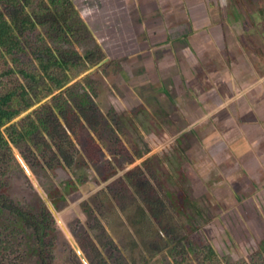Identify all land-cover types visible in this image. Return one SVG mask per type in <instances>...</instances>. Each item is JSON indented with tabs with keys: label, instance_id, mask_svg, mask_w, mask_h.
Instances as JSON below:
<instances>
[{
	"label": "rangeland",
	"instance_id": "374dc122",
	"mask_svg": "<svg viewBox=\"0 0 264 264\" xmlns=\"http://www.w3.org/2000/svg\"><path fill=\"white\" fill-rule=\"evenodd\" d=\"M102 1L101 9L90 2L77 6L82 20L92 18V34H83L71 46L79 56L75 61L94 45L101 46L100 53L96 52L99 59L93 55L88 59L97 64L106 61L73 82L97 65L86 60L85 69L80 67L81 72L71 75L63 87L71 85L54 91L50 94L54 96L37 107L77 85L74 90L79 94L93 95L95 90L90 109L65 117L58 114L52 129L38 136L39 141L36 138L37 144L27 140L22 149L13 147L50 203L49 192L68 179H80L77 190L58 204L59 209L52 206L88 264H261L258 242L264 240V156L248 152L250 158L243 153L239 158L236 153L221 156L220 164L212 165L201 151L204 141L193 133L196 122L183 117L179 109L187 107L175 101L179 91L172 76L175 70L164 58L171 61V55L159 47L160 37H153L161 23L150 21L145 13L157 9L155 1ZM213 1L215 8L208 12L215 17L216 11H234L227 18L248 14L264 18V0ZM226 1L230 6H225ZM236 4H240L238 11L232 10ZM176 48L178 57L193 60L184 44ZM4 60L0 59V72L15 67L11 59ZM21 65L30 66L25 59ZM25 82L19 73L0 78V95L19 84L27 87ZM34 110L20 117L23 111L12 124L23 130L24 118ZM9 147L17 163L4 159L8 168L0 179V190L25 209L39 208L41 202L49 210ZM181 191L190 201L183 211L168 197V193ZM53 220L56 231L45 264H83ZM0 222H5L3 216ZM189 242L200 244L197 249L202 244L210 246L213 261L204 263L200 250L195 254L185 251L183 246ZM1 264L36 262L34 258L21 262L13 250L11 258Z\"/></svg>",
	"mask_w": 264,
	"mask_h": 264
},
{
	"label": "trees",
	"instance_id": "16d2710c",
	"mask_svg": "<svg viewBox=\"0 0 264 264\" xmlns=\"http://www.w3.org/2000/svg\"><path fill=\"white\" fill-rule=\"evenodd\" d=\"M80 2H90L98 9L103 7L102 0H0V59L9 58L15 65L1 71L0 78L19 73L26 79L27 85L19 84L0 95V179L4 176V169L8 168L4 159L16 162L9 142L19 149L28 145L27 140L37 144L36 138L39 141L38 136L56 124V115L65 117L69 113L84 112L90 109L91 100L97 96L94 85L93 95L88 92L79 94L74 90L77 85L71 86L27 115L23 130H19L17 123L2 130L35 102L63 87L71 75L79 74L80 67L87 64L86 60L91 65L97 64L88 58L93 55L99 59L97 56L102 50L99 45L86 51L79 61L74 60L79 56L71 45L83 34H92L89 28L92 18L84 16L82 20L77 8ZM97 51L99 53L96 54ZM24 59L30 65L28 68L21 65ZM27 164L32 169L33 165L28 159ZM78 183L80 179H68L58 189L48 193L55 209H59L58 204L66 201V196L77 190ZM4 194L5 191L0 190V216L5 219V222H0V264L11 258L13 250L18 251L21 262L34 258L36 264H45L51 253L52 243L49 241L56 231L51 213L41 202L39 208L29 206L25 209ZM168 197L179 211L190 205L184 191L175 195L168 193ZM200 246L189 242L183 249L190 254L200 250L204 253L203 262L211 263L215 257L213 249L203 244L202 249H197ZM258 253L263 258L261 264H264V240L258 242Z\"/></svg>",
	"mask_w": 264,
	"mask_h": 264
},
{
	"label": "crops",
	"instance_id": "0c3cea01",
	"mask_svg": "<svg viewBox=\"0 0 264 264\" xmlns=\"http://www.w3.org/2000/svg\"><path fill=\"white\" fill-rule=\"evenodd\" d=\"M152 1L157 9L145 13L161 23L153 37H160L159 47L171 55L172 63L164 58L175 70V101L187 107L179 109L181 115L196 122L192 128L204 141L201 151L212 165L236 153L264 156V18H227L234 11H216L215 17L208 12L215 8L213 0ZM177 44H184L193 60L178 57Z\"/></svg>",
	"mask_w": 264,
	"mask_h": 264
},
{
	"label": "water",
	"instance_id": "95a60500",
	"mask_svg": "<svg viewBox=\"0 0 264 264\" xmlns=\"http://www.w3.org/2000/svg\"><path fill=\"white\" fill-rule=\"evenodd\" d=\"M106 60L100 62L99 64L95 65L93 68L89 69L88 71H86L85 73H83L81 76H79L78 78H76L73 82L77 81L78 79L88 75L91 71H94L95 69H97L99 66H101ZM72 82V83H73ZM72 83H69L68 85H66L64 88L68 87L69 85H71ZM56 93L50 95L49 97L45 98L44 100H42L41 102L37 103L36 105H34L33 107H31L30 109H28L27 111H25L22 115H19L20 117L28 114L29 112H31L32 110H34L35 108H37L38 106H40L41 104H43L46 100H48L49 98H51L52 96H54ZM19 116L15 117L14 119H12L9 123H7L4 127H6L7 125H11L17 118H19ZM3 127V128H4ZM7 139V138H6ZM8 140V139H7ZM9 145L12 147L18 161L20 162V164L22 165V167L24 168L25 172L27 173V175L32 179L35 187L37 188L40 196L42 197V199L44 200V202L46 203L48 209L50 210V212L52 213L53 217L56 219V221L58 222V224L60 225V227L64 230L65 234L67 235L69 241L71 242V245L73 247V249L75 250L76 254L78 255V257L80 258V260L82 261L83 264H88L86 258L84 257V255L82 254V252L80 251V249L78 248V246L76 245V243L72 240V238L70 237V235L68 234L67 230L65 229L64 225L62 224L61 220L58 217V214L56 213V211L54 210L52 204L50 203V201L47 199L46 195L43 193V191L41 190V188L38 186V184L36 183V181L33 179V176L31 174V172L29 171V169L27 168L26 164L24 163V161L22 160V158L20 157L19 153L15 150V148L13 147L12 143L9 142Z\"/></svg>",
	"mask_w": 264,
	"mask_h": 264
}]
</instances>
